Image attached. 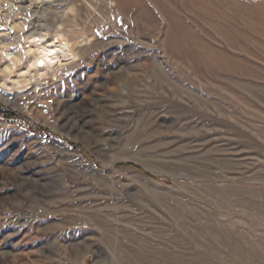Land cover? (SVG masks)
Here are the masks:
<instances>
[{"label": "rangeland", "instance_id": "1", "mask_svg": "<svg viewBox=\"0 0 264 264\" xmlns=\"http://www.w3.org/2000/svg\"><path fill=\"white\" fill-rule=\"evenodd\" d=\"M0 264H264V0H0Z\"/></svg>", "mask_w": 264, "mask_h": 264}, {"label": "bare ground", "instance_id": "2", "mask_svg": "<svg viewBox=\"0 0 264 264\" xmlns=\"http://www.w3.org/2000/svg\"><path fill=\"white\" fill-rule=\"evenodd\" d=\"M54 61H57V59L51 58V59H45L43 62L48 65L54 63Z\"/></svg>", "mask_w": 264, "mask_h": 264}]
</instances>
